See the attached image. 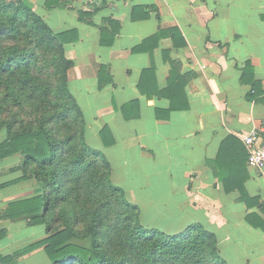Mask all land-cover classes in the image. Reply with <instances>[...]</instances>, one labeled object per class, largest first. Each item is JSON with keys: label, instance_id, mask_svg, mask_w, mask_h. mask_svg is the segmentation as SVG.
I'll use <instances>...</instances> for the list:
<instances>
[{"label": "crops", "instance_id": "0c3cea01", "mask_svg": "<svg viewBox=\"0 0 264 264\" xmlns=\"http://www.w3.org/2000/svg\"><path fill=\"white\" fill-rule=\"evenodd\" d=\"M44 1L29 0L53 31H73L68 89L85 141L142 225L175 234L199 222L228 264H264V231L246 219L264 218V167L248 165L241 139L264 138V0ZM39 192L33 180L0 187L6 264L51 263L43 246L22 251L46 236L44 223L3 215Z\"/></svg>", "mask_w": 264, "mask_h": 264}, {"label": "trees", "instance_id": "16d2710c", "mask_svg": "<svg viewBox=\"0 0 264 264\" xmlns=\"http://www.w3.org/2000/svg\"><path fill=\"white\" fill-rule=\"evenodd\" d=\"M71 32L53 31L29 0H0V162L21 156L0 187L22 180L40 187L9 202L3 215L47 229L22 251L43 246L50 264H228L214 232L199 222L175 234L145 228L139 207L112 181L107 158L86 143L83 114L68 89ZM246 219L264 231V218ZM13 256H0L1 264Z\"/></svg>", "mask_w": 264, "mask_h": 264}, {"label": "built area", "instance_id": "2783aa9c", "mask_svg": "<svg viewBox=\"0 0 264 264\" xmlns=\"http://www.w3.org/2000/svg\"><path fill=\"white\" fill-rule=\"evenodd\" d=\"M241 139L248 150V165L254 168L264 167V138L260 139L257 130H250Z\"/></svg>", "mask_w": 264, "mask_h": 264}, {"label": "rangeland", "instance_id": "374dc122", "mask_svg": "<svg viewBox=\"0 0 264 264\" xmlns=\"http://www.w3.org/2000/svg\"><path fill=\"white\" fill-rule=\"evenodd\" d=\"M4 131L3 130H1L0 131V140L4 137ZM20 160H21V156L19 155V154H13V155H11V156H9V157H6V158H4L3 160H2V162H0V171L2 172V173H4L5 174V172H6V176H4V177H10L11 175H13L14 173L13 172H10V170H11V167H13V166H15V165H17L19 162H20ZM9 173H8V172ZM4 177H1L2 179H4ZM0 178V179H1ZM31 224H33V223H31ZM44 230L46 231V233H47V229H46V225L44 224ZM47 235V234H46ZM74 241L75 242H79V243H82V244H85L86 243V241H80L79 239H74Z\"/></svg>", "mask_w": 264, "mask_h": 264}]
</instances>
